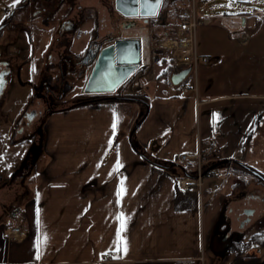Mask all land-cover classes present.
I'll return each instance as SVG.
<instances>
[{
    "label": "crops",
    "instance_id": "obj_1",
    "mask_svg": "<svg viewBox=\"0 0 264 264\" xmlns=\"http://www.w3.org/2000/svg\"><path fill=\"white\" fill-rule=\"evenodd\" d=\"M217 30L207 36L210 47L196 33L198 54L213 60H199L195 73L173 85L170 74H161L170 65L164 37L133 27L144 68L133 81L147 101L146 113L141 101L122 99L50 115L38 167L26 174L19 198L0 218V264H197L210 235L203 232L209 174L200 187L181 189L175 177L193 165L177 155L212 142L217 151L206 169L231 168L212 165L226 158L244 162L264 141V55L256 53V40ZM154 63L161 66L157 74ZM15 224L23 231L12 238L7 228ZM263 250L264 238L256 236L250 255L233 253V264H264Z\"/></svg>",
    "mask_w": 264,
    "mask_h": 264
},
{
    "label": "flooded vegetation",
    "instance_id": "obj_2",
    "mask_svg": "<svg viewBox=\"0 0 264 264\" xmlns=\"http://www.w3.org/2000/svg\"><path fill=\"white\" fill-rule=\"evenodd\" d=\"M97 4L100 9L83 0H13L3 9L0 16V123L9 125L12 141L27 137L31 146L43 135L44 125L54 113L98 103L107 96H132L133 88L137 89L135 97L140 98V86L134 84L133 74L111 91H87L89 63L102 40L113 36L133 37V27L142 29L141 24L148 25L150 20L164 25L168 12L160 7L156 16L136 18L119 13L114 8V0H97ZM152 36L158 39L160 34ZM135 72L142 74L144 68L138 67ZM14 87L15 92L23 90L25 94L18 113L7 107ZM260 165L264 167V159ZM31 168L29 165L25 171ZM239 169L252 177L254 183L244 180L243 175L240 186L222 198L210 237L216 232L215 237L230 244L226 252L249 256L254 237L264 238V172L240 166ZM11 175L0 179V190L8 191L0 194L1 203H5L0 218L8 216L20 196L19 189L24 186L23 179L11 181ZM234 200L241 202L236 209L231 205ZM224 206L225 220L216 229Z\"/></svg>",
    "mask_w": 264,
    "mask_h": 264
},
{
    "label": "rangeland",
    "instance_id": "obj_3",
    "mask_svg": "<svg viewBox=\"0 0 264 264\" xmlns=\"http://www.w3.org/2000/svg\"><path fill=\"white\" fill-rule=\"evenodd\" d=\"M10 0H0V16L3 13V7ZM84 3L90 5V3L97 4V0H83ZM190 0H163L161 9L168 12V19L164 25H158L150 20L148 25L141 24V28L151 35H159L164 37V33L170 35L171 27L174 24L175 16L178 10L189 4ZM190 6V5H189ZM195 10L198 16L209 18L211 21L207 23H200L197 26L196 33L198 31V42H202L203 46L206 44L210 47L207 36L213 32H218L217 28L225 27L228 31L236 30L242 35L247 33L249 39L247 42L255 41L258 42L259 50L256 49V53L264 55V0H194ZM100 9V8H99ZM162 22V20H161ZM168 22V23H167ZM237 34V33H236ZM87 37V36H86ZM84 36V38L86 39ZM260 37H262L260 39ZM161 38V37H158ZM211 42V40H210ZM260 51V53H259ZM203 58V55H199ZM208 56V55H207ZM168 62V54L166 56ZM210 61L213 60V56L207 57ZM160 64L151 65V71L157 74L160 71ZM249 78L248 76L246 79ZM190 77L185 83L191 82ZM15 87L9 94L7 101V107L21 112L24 104L25 96L23 97V90L15 92ZM20 94L19 99L16 94ZM136 95V94H135ZM9 109V107H8ZM264 128V127H262ZM12 134L9 125L0 123V179L7 178L11 175L13 170L19 165L26 151L30 147L31 141L27 137L16 138L12 141ZM256 153L253 152L251 157L244 160V163L255 168L257 171H263L264 167L260 165L262 161V155L264 154V141L260 140L258 146L255 149ZM231 168L227 166H219L212 169L213 171H220L222 176L209 175L206 176L203 182L206 186L210 187V196L205 199V203H208L204 214H203V232L206 236L207 233L212 231L213 223L216 219L217 213L220 210L222 198L233 193L236 188L240 186L243 180L242 176L245 172L241 171L237 165L231 164ZM38 166L35 163L33 169ZM231 173L233 178L230 185H233L230 191L224 192L223 183L228 181ZM244 180L251 181L254 183V179L250 176L245 175ZM28 182V181H27ZM25 182V183H27ZM239 185V186H238ZM235 187V188H234ZM231 205L234 209L241 205L239 201H233ZM1 212V208H0ZM209 235V237H210ZM264 253V250H263ZM233 253L227 251L224 257L217 258L208 248L203 247V252L199 254L201 259H197V264H233ZM198 256V257H199ZM264 262V259L262 260ZM256 264H261L257 262Z\"/></svg>",
    "mask_w": 264,
    "mask_h": 264
},
{
    "label": "water",
    "instance_id": "obj_4",
    "mask_svg": "<svg viewBox=\"0 0 264 264\" xmlns=\"http://www.w3.org/2000/svg\"><path fill=\"white\" fill-rule=\"evenodd\" d=\"M163 0H114V8L122 15L129 17H153L156 16ZM142 61L141 39L139 37L121 38L110 37L102 40L94 50V54L90 61V72L86 80L87 91H111L122 83L127 76L133 74ZM190 67L180 72L171 73L169 79L173 85H178L188 76ZM129 100L141 101L145 105V113L148 110L147 101L135 96H107L99 101L106 100ZM145 113H140L138 119L134 123V128L139 125ZM40 134V133H39ZM137 144V141H135ZM43 149L42 135L39 136L37 142H34L26 151L25 156L21 160L19 167L11 175V181L16 178L24 179L28 172L25 171L30 165L35 164L39 154ZM147 159V157L142 154ZM235 163L237 166L252 170L242 161L236 158H226L218 160L212 165H225ZM225 206L221 209L219 219L216 223V229L225 220ZM215 229V230H216ZM216 232L210 237L208 248L218 258L224 257L227 248L230 246L226 240L220 241L215 237ZM229 239H227L228 241Z\"/></svg>",
    "mask_w": 264,
    "mask_h": 264
},
{
    "label": "built area",
    "instance_id": "obj_5",
    "mask_svg": "<svg viewBox=\"0 0 264 264\" xmlns=\"http://www.w3.org/2000/svg\"><path fill=\"white\" fill-rule=\"evenodd\" d=\"M190 5V6H189ZM137 18V17H136ZM211 20L198 16L194 6V0L178 10L175 16L174 24L171 27L170 35L164 33V47L170 52V70L171 73L180 72L190 67V72L195 73V68L199 60H208V56L200 58L197 52L196 29L200 23H207ZM242 41H248L247 33L240 36ZM187 76V77H188ZM188 87L182 88V93L187 91ZM217 147L210 142L205 146L198 145L192 153H180L177 160L180 163H192V170L186 175H178L175 182L181 189H189L192 186L200 187L203 176L207 172L209 175L222 176L221 172L207 170L206 166L215 158ZM20 224H15L7 228V235L16 238L22 233ZM203 249H201V253ZM202 256V255H200ZM200 256L198 259H201Z\"/></svg>",
    "mask_w": 264,
    "mask_h": 264
},
{
    "label": "trees",
    "instance_id": "obj_6",
    "mask_svg": "<svg viewBox=\"0 0 264 264\" xmlns=\"http://www.w3.org/2000/svg\"><path fill=\"white\" fill-rule=\"evenodd\" d=\"M170 73H171V70H170V65H169V68L166 67L161 74L164 75L165 77H167V76H169Z\"/></svg>",
    "mask_w": 264,
    "mask_h": 264
},
{
    "label": "snow or ice",
    "instance_id": "obj_7",
    "mask_svg": "<svg viewBox=\"0 0 264 264\" xmlns=\"http://www.w3.org/2000/svg\"><path fill=\"white\" fill-rule=\"evenodd\" d=\"M113 128H115V124L113 125ZM124 227L123 221H121V228Z\"/></svg>",
    "mask_w": 264,
    "mask_h": 264
}]
</instances>
